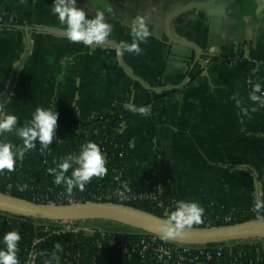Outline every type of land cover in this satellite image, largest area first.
<instances>
[{
	"label": "crops",
	"instance_id": "0c3cea01",
	"mask_svg": "<svg viewBox=\"0 0 264 264\" xmlns=\"http://www.w3.org/2000/svg\"><path fill=\"white\" fill-rule=\"evenodd\" d=\"M89 15L103 5L76 0ZM112 7L105 18L113 25L108 41L88 47L64 36L63 25L52 13L53 0H0V9L16 4L31 12L29 27L0 26V100L8 93L4 111L18 117L17 126L31 118L37 106L54 104L59 113L57 132L70 122L104 116L119 104L120 126L111 119L96 130L100 146L106 134L130 138L131 165L125 172L109 170L98 181L116 175L132 188L154 178L152 161L163 153L171 169V191L213 211H240L264 200L263 117L248 98L244 79L249 70L264 84V0H106ZM224 15L216 53L222 59L242 58L243 64L206 61L209 9ZM144 17L149 37L141 54L116 55V46L131 42L130 21ZM237 100L240 104L237 105ZM151 105L147 116L130 112L125 105ZM255 107L256 111H252ZM247 108L248 115L241 109ZM2 115V114H1ZM164 120V122H161ZM5 137L16 145L20 138ZM1 138V137H0ZM75 142L53 139L40 156L27 152L19 161L20 176L33 180L41 159L45 162V188L55 189L48 169L53 161L78 153ZM69 169L67 175H70ZM9 173L7 170L0 175ZM97 221L106 224L107 221ZM89 224L88 220H78ZM13 230L0 224V238ZM18 242L19 264H56L52 239L43 240L29 261ZM0 247H3L0 242ZM88 255L97 264H165L142 260L131 246L95 240ZM250 256L264 261V238L226 244L224 264L246 262Z\"/></svg>",
	"mask_w": 264,
	"mask_h": 264
},
{
	"label": "trees",
	"instance_id": "16d2710c",
	"mask_svg": "<svg viewBox=\"0 0 264 264\" xmlns=\"http://www.w3.org/2000/svg\"><path fill=\"white\" fill-rule=\"evenodd\" d=\"M31 12L23 10L16 4H9L4 8L0 9V26L1 27H11L16 28L18 26L28 25L30 22ZM212 61L227 62L228 59H222L217 56L211 57ZM245 62V61H244ZM246 76L254 78V73L249 70ZM257 82L253 81L250 83L249 93L253 90L254 85ZM260 93H257L259 95ZM255 107L258 108L263 117L262 132L264 133V107H258L254 103ZM123 113L121 105H114L111 110L104 116H92L86 120L77 119L68 125L67 128H61L57 132H54L53 139H59L61 141L75 142L79 145L85 141L91 140L96 142V130L101 124L111 119L115 126H120V117ZM161 122H164L162 120ZM3 138V137H1ZM130 138L125 134H106L100 144L102 152L105 154L107 159L106 167L109 170H114L115 172H125L131 165V155L129 151ZM262 151L264 153V142L262 145ZM28 152L38 153L40 156L43 154V149L40 147L39 142L36 143V148L29 150ZM27 153V152H26ZM159 156V157H157ZM154 159H148L147 161H152L153 168L157 169V163H160L158 173L160 174V179L163 182L164 199L174 198L176 200H186L182 196L176 195L171 191V169L163 155V153H158ZM21 165L19 161L14 167V170L5 174L0 175V194L14 197L21 200L31 201L35 203H45L47 200L54 202L55 204H66V199L71 201H85L90 197L88 192H95L97 190L104 189L108 185V181H98L97 177H93L91 182L85 185L83 191L73 188L71 194L65 191V186L58 185L53 190H48L45 188V162L43 158L41 159L40 169L33 180H28L20 176ZM120 182L123 184L125 190L130 191L133 188L129 186L123 178H120ZM18 185H23L24 189L19 190ZM168 188V189H167ZM62 197L58 200V195ZM130 206L140 212L152 215L156 218L164 220L167 218L172 209L165 207L159 208L154 207L149 202H137L132 203ZM254 205H249L243 207L240 211L234 214L235 219L229 224H237L244 222L258 221L256 219L257 215H264V212L257 213L254 210ZM204 208V214L213 216V210L202 206ZM4 221L11 223L13 229L19 231L23 236V252L26 254L29 249L32 240L35 237H46L53 231H59L53 239L55 245V256L59 258V264H97V262L88 255V248L95 240L104 239L107 241L120 242L127 231H140L131 226L121 225L113 221H107L106 224H98L97 221L88 220V223L93 226L94 232L92 234L83 232H72V231H61V228L57 226L54 222L48 220L37 218V217H27L18 215L15 213H7L0 211V224ZM44 225V226H42ZM233 242V241H231ZM229 242H211L205 244H197L198 247H203L204 252H209L212 258L206 262V264H212L215 262L213 257V252L215 248L219 245H226ZM129 245L133 247L137 252H139L142 247L136 237L131 236L129 240ZM68 252V254H65ZM151 250L146 249L143 251L144 255L142 260H148L151 258ZM198 261H204L205 259L202 255L198 254ZM246 264H264L262 260H255L253 256H250L246 261Z\"/></svg>",
	"mask_w": 264,
	"mask_h": 264
},
{
	"label": "clouds",
	"instance_id": "9594fccd",
	"mask_svg": "<svg viewBox=\"0 0 264 264\" xmlns=\"http://www.w3.org/2000/svg\"><path fill=\"white\" fill-rule=\"evenodd\" d=\"M103 7L95 10L94 15H89L83 8L78 7L76 0H53L52 13L57 16L64 28L65 38L73 43H82L85 46H100L108 41L113 31V25L105 18L104 13L113 11L106 0H93ZM131 42L121 41L116 46V55L122 57L126 52L136 55L141 54V43H146L149 31L144 17L137 15L130 21ZM257 93H260L257 95ZM248 98L258 107H264V84L256 83ZM240 101L237 100V105ZM125 107L132 113L147 116L151 111V105L136 106L128 103ZM241 111L248 115V109ZM252 111H256L253 107ZM0 172L14 170L18 161L24 158V154L36 148L37 141L40 147L48 148L53 141L54 131L57 128L59 113L54 110V104L48 107L37 106L22 126H17L18 117L15 114L5 112L0 105ZM5 134H13L20 138L21 145H16L5 137ZM55 167L48 172L56 185L65 186V191L71 194L73 188L83 191L85 185L90 183L93 177L103 178L107 172V159L100 146L91 140L80 145L76 154H70L59 162L53 161ZM72 169L70 175H67ZM118 195H123L118 191ZM257 213L264 212V200H257L254 204ZM204 208L196 201L177 200L174 210L157 227L162 239L183 236L186 230L193 225L202 222ZM258 221H264V215H257ZM21 236L18 230L7 231L0 238L3 247H0V264H19L17 251Z\"/></svg>",
	"mask_w": 264,
	"mask_h": 264
},
{
	"label": "built area",
	"instance_id": "2783aa9c",
	"mask_svg": "<svg viewBox=\"0 0 264 264\" xmlns=\"http://www.w3.org/2000/svg\"><path fill=\"white\" fill-rule=\"evenodd\" d=\"M211 57L212 55L209 54L204 56L207 62L211 61ZM227 63L230 65L243 64L244 59L232 57L228 59ZM253 81L256 82L255 78L245 76L244 85L247 91L249 90L250 83H252ZM159 167L160 163H157V169L155 170L154 178L145 187L133 188L132 190L127 191L124 189L123 184L120 182V177L116 175L114 178L108 181V185L104 189L97 190L95 192H88V195L90 197L88 200L71 201L69 199H66V204L102 202L131 207L130 204L132 203L149 202L154 207H165L166 209L170 208L174 210L175 202L177 200L174 198L164 199V186L163 182L160 179V174L158 173ZM18 189L22 190L24 189V186L18 185ZM118 191L120 193H123V195H118ZM61 199L62 197L59 194L58 200ZM40 204L57 205L50 200H47L45 203ZM213 212V216L203 214L202 222L198 225H193V227H221L231 225L229 223H231L235 219L234 214L236 213V211L233 210ZM54 223L61 228V231H80L88 234H92L94 232V228L90 224H79L76 221H60ZM58 233L59 231H53L46 237H35L25 254L26 259H28L29 261H33L35 259V250L40 245V243L45 239H52L53 241L54 237L58 235ZM131 236L136 237L139 241L140 246L142 247V249L138 252L141 258L144 255L143 251H145L146 249H150L152 251L150 255L151 258H154L157 261L165 264H206V262L212 258L211 253L204 252V248L196 246L197 244L194 245L168 239H162L158 235L143 231H127V233H125L124 235V238L118 243L122 246H130L128 242L131 239ZM225 252L226 245L217 246L213 252L215 262L212 264H224ZM65 254H68V252H65ZM198 254L202 255L205 260L198 261ZM55 259L56 264H59L58 256H55ZM232 264H246V262H233Z\"/></svg>",
	"mask_w": 264,
	"mask_h": 264
},
{
	"label": "water",
	"instance_id": "95a60500",
	"mask_svg": "<svg viewBox=\"0 0 264 264\" xmlns=\"http://www.w3.org/2000/svg\"><path fill=\"white\" fill-rule=\"evenodd\" d=\"M209 13L210 26L207 49L199 53L200 57L206 56L208 53H216L220 42L224 15L212 8L209 9ZM16 28L24 29L25 31L29 29L27 26H18ZM7 96L8 93L2 96L0 105H3ZM0 211L42 218L50 222L78 220L113 221L160 237L161 233L157 226L163 221L124 205L102 202L48 205L21 200L3 194H0ZM250 238H264V221L244 222L213 228L192 227V229L186 230L183 236L167 239L196 245L211 242L240 241Z\"/></svg>",
	"mask_w": 264,
	"mask_h": 264
},
{
	"label": "rangeland",
	"instance_id": "374dc122",
	"mask_svg": "<svg viewBox=\"0 0 264 264\" xmlns=\"http://www.w3.org/2000/svg\"><path fill=\"white\" fill-rule=\"evenodd\" d=\"M42 226H44V225H42Z\"/></svg>",
	"mask_w": 264,
	"mask_h": 264
}]
</instances>
